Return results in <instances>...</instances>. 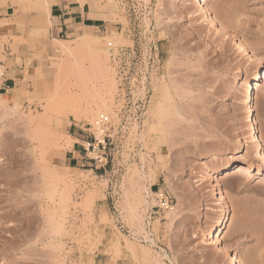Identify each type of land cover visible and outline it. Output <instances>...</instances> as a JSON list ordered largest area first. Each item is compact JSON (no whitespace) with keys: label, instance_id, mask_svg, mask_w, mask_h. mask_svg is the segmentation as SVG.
I'll return each instance as SVG.
<instances>
[{"label":"rangeland","instance_id":"1","mask_svg":"<svg viewBox=\"0 0 264 264\" xmlns=\"http://www.w3.org/2000/svg\"><path fill=\"white\" fill-rule=\"evenodd\" d=\"M94 2L98 29L56 37L46 2L0 0V73L17 69L0 90V264H230L235 252L263 264L264 170L242 91L260 75L264 148V0H201L227 34L192 0ZM240 40L256 50L251 68ZM99 115L105 166L85 150ZM226 165L246 174L218 185Z\"/></svg>","mask_w":264,"mask_h":264},{"label":"bare ground","instance_id":"2","mask_svg":"<svg viewBox=\"0 0 264 264\" xmlns=\"http://www.w3.org/2000/svg\"><path fill=\"white\" fill-rule=\"evenodd\" d=\"M222 1H225V0H222ZM192 2L194 3V4H196V6H197V10H196V14H198L199 16H201L202 18H206L207 20H208V23L210 24V26L211 27H216V28H218L220 31H222L223 33H226L227 34V26H226V24L224 25V24H222L221 25V23H219V24H217L216 23V21H214V19H213V17H211L210 16V14L208 13V11L206 10V8L203 6V5H201V0H192ZM218 3V2H217ZM217 3H215V4H213V8H212V11H217L216 10V8H218L217 6H218V4L219 5H222L221 4V1H219V3L217 4ZM224 3V2H223ZM225 4V3H224ZM223 6V5H222ZM27 9V8H26ZM28 10V9H27ZM26 10V11H27ZM264 27V26H263ZM264 29V28H263ZM83 37V36H82ZM81 39V38H80ZM83 39H84V41L82 40V42L84 43V42H86L85 44H86V47L88 46V44H90L91 43V41L88 39V37L86 38V39H88L89 41H90V43L88 42L87 43V41H86V39L83 37ZM81 40L79 41V43L81 42ZM61 41V40H60ZM73 42V41H72ZM93 42V41H92ZM61 45H63L64 43H65V41H62V42H59ZM70 43V42H69ZM82 44V43H81ZM81 44H78L77 43V45H81ZM84 44V45H85ZM60 45V46H61ZM237 45V44H236ZM59 46V47H60ZM237 47H238V52H240V53H242V54H245V55H248V66L247 67H253V66H255V60H256V58H257V53H256V50L254 49V48H252L251 46H248L247 44H245V42L243 41H239V43H238V45H237ZM62 48V50H63V52H68L69 53V55H70V53L71 54H73V52H74V48H69V46H66L65 44L61 47ZM83 48H85V47H83ZM88 48V47H87ZM72 49V50H71ZM61 50V51H62ZM60 51V50H59ZM73 51V52H72ZM66 52V53H67ZM62 53V52H61ZM67 53V54H68ZM63 68V67H62ZM107 70L105 69V72H106ZM106 74L108 75V73L106 72ZM108 77V76H107ZM260 75H256V79H255V81L254 82H248L247 84H246V86H245V88L243 89V91H242V104H243V107L246 109V111H247V131H248V133L250 134V136H249V138H250V143L252 144V146H253V148L256 150V155H257V157L258 158H260L261 159V166H258L257 167V171L258 172H262L263 170H264V148H263V144H262V141H261V137H260V135H259V131H258V129L256 128V125H255V120H254V109H253V83H254V86H257L258 85V82L260 81ZM104 78H106V77H104ZM95 93V92H94ZM98 93V92H97ZM98 97H100V96H98ZM100 99V98H99ZM101 101V100H100ZM103 103V102H102ZM101 103V105L103 106V107H105L104 105H106V104H102ZM106 103V102H105ZM102 107V108H103ZM97 109H99L98 107H96ZM101 108V107H100ZM101 108V109H102ZM102 110H104V109H102ZM95 114H96V111L94 112ZM97 115V114H96ZM91 117V116H90ZM98 117V116H97ZM88 120H90V119H88ZM95 121V120H94ZM93 122V121H92ZM89 123H91V122H89ZM94 124V123H93ZM93 128H95V126L94 127H92V129ZM105 129H106V127H105ZM105 129H103L102 127H96V129H95V134H94V136H96V138L97 139H99L100 141H101V139H102V135L104 134V130ZM236 169V170H235ZM245 171H247L246 169L244 170V168L243 167H238V166H235V167H233V166H230V165H226V166H224V167H222V168H220V169H218V170H216L215 171V176H214V178H212L213 179V181H215L218 185H219V179L222 177V176H229V175H231V174H238V175H244V174H246V172ZM244 177V176H243ZM219 202L221 203V204H223L224 202H225V197H224V195H220L219 196ZM228 217L226 216V213L224 212L223 213V220H222V223H221V228H223V227H225V225H226V223L228 222ZM220 231V230H219ZM226 256H228V254L226 253ZM258 259H259V262H261V263H263L264 264V251L263 252H261L260 254H259V256H258ZM229 260H230V264H247L244 260H242L240 257H239V253L238 252H235V254L231 257H229ZM255 261H256V259H255ZM254 261V263H256ZM249 264V263H248ZM252 264V263H251Z\"/></svg>","mask_w":264,"mask_h":264},{"label":"crops","instance_id":"3","mask_svg":"<svg viewBox=\"0 0 264 264\" xmlns=\"http://www.w3.org/2000/svg\"><path fill=\"white\" fill-rule=\"evenodd\" d=\"M42 1L47 3L46 8L49 11L50 24L49 33L51 36L56 35V37H59L60 35L75 33L78 30H93L100 27L101 19L96 17L97 10L94 0ZM9 9L10 7L0 12V22L2 20H7L6 17L10 16ZM4 50L5 52H9V46L6 45ZM16 70V66L5 70L2 82L0 83V90H6L9 87ZM69 154L71 155V160H77L79 152L75 150L74 145L72 150L69 151Z\"/></svg>","mask_w":264,"mask_h":264},{"label":"built area","instance_id":"4","mask_svg":"<svg viewBox=\"0 0 264 264\" xmlns=\"http://www.w3.org/2000/svg\"><path fill=\"white\" fill-rule=\"evenodd\" d=\"M1 65L2 62H0V68ZM2 77H3V73H0V78ZM107 120H108L107 117H105L104 115H99L94 122V126L103 127L106 124ZM94 140L96 141L95 146L88 144V147L85 150L89 151L90 155H92V153H95L97 149V152H100V155L92 160L94 164L100 163L102 166H105L107 164V157L104 156L106 150V144H105L106 137L103 136L101 141H97L96 138ZM90 147L92 151H90ZM154 195L158 210L162 211V213L169 212L174 208V201L166 191L162 189H158Z\"/></svg>","mask_w":264,"mask_h":264}]
</instances>
